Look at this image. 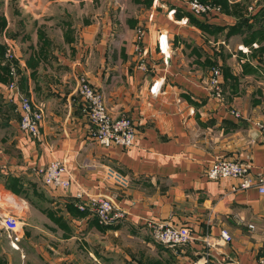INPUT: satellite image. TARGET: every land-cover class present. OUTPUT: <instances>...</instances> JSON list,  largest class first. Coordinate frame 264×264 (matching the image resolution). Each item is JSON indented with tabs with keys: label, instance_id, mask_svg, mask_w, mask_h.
Here are the masks:
<instances>
[{
	"label": "crops",
	"instance_id": "obj_1",
	"mask_svg": "<svg viewBox=\"0 0 264 264\" xmlns=\"http://www.w3.org/2000/svg\"><path fill=\"white\" fill-rule=\"evenodd\" d=\"M212 1L219 11L205 17L182 0H130L137 12L120 25L93 0H38L20 9L7 41L16 50L18 87L42 121L38 138L19 129L0 52V210L19 209L22 222L18 249L1 239L0 264H257L264 193L233 191L235 179L209 180L205 170L219 157L248 161L253 173L264 166V135L255 126L264 121V0ZM139 26L148 71L133 51ZM159 33L167 37L165 60ZM217 65L224 102L204 86ZM80 75L102 91L112 116L132 119L134 146L103 147L90 138ZM53 159L65 162L69 189L37 175ZM79 189L111 197L126 216L100 224L76 207ZM149 218L187 227L191 241L178 249L155 243Z\"/></svg>",
	"mask_w": 264,
	"mask_h": 264
},
{
	"label": "built area",
	"instance_id": "obj_2",
	"mask_svg": "<svg viewBox=\"0 0 264 264\" xmlns=\"http://www.w3.org/2000/svg\"><path fill=\"white\" fill-rule=\"evenodd\" d=\"M182 5L198 16H211L217 14L219 7L209 1L202 0H182ZM175 8L170 9L167 15L171 16ZM152 15H149V18ZM182 21V19H181ZM144 29V28H143ZM137 29V41L134 51L137 58V65L141 70L148 71V52L142 46L144 30ZM158 49L163 54V59L169 57L166 33H159L157 38ZM242 51L247 48L239 46ZM13 44L8 43L4 54V65L8 69L9 84L7 90L16 96L15 105L19 112V129L31 137H39V124L42 121V111L31 99L18 88V68L16 66V53ZM204 86L208 89L209 95L219 102H224L223 78L220 66L210 69ZM157 86H152L150 92L156 94ZM77 93L83 103V111L89 123L90 138L103 147L119 146L130 148L135 145L137 130L132 119L127 115L112 116L106 107L104 96L100 89L96 88L85 75H80L77 80ZM261 99L264 101V87ZM239 116L237 111H231ZM256 128L264 135V121H256ZM37 175L45 185L53 189H69L72 185L66 164L61 159H53L46 165L36 168ZM110 177L116 181H122L121 176L111 170ZM205 175L209 180H219L232 178L236 184L231 186L233 191H242L249 188H256L259 193H264V166L258 172L251 171V164L248 161L233 160L229 158L213 159L205 170ZM76 207L92 213L97 221L109 226L122 220L127 212L117 206L115 201L105 195L89 194L84 190H77L74 193ZM145 225L148 227L151 238L154 242L173 249H178L188 244L192 235L187 227L173 224L169 221L146 219ZM253 228L252 224L247 225ZM21 220L14 214L5 210H0V231L9 240L11 247L18 249L20 240ZM221 239L230 241L231 237L227 230L220 231ZM257 264H264V248L259 251Z\"/></svg>",
	"mask_w": 264,
	"mask_h": 264
},
{
	"label": "rangeland",
	"instance_id": "obj_3",
	"mask_svg": "<svg viewBox=\"0 0 264 264\" xmlns=\"http://www.w3.org/2000/svg\"><path fill=\"white\" fill-rule=\"evenodd\" d=\"M41 1L43 3V0H41ZM202 1L213 2L212 0H202ZM37 4H38V0H0V52H2L3 64H4L5 49L7 48L8 43H10L7 40H10V39H8V38H11V35L9 36V34L13 33L14 29L17 26L16 21L21 16L20 15L21 14L20 9H22V8L28 9L29 6H36ZM101 6H102L101 10L103 12L108 13L109 18H111L110 21L111 22L113 21V23H115L117 25L122 24L124 22V20L129 15H131L132 13L137 12V10L134 9L130 0H93V7H95L97 10L100 11ZM6 25H7V27H6ZM139 27H142V26H139ZM3 34L5 36H3ZM157 38H158V36H157ZM136 41H137V36H135V40L133 42V51H134V45H135ZM134 53H135V51H134ZM15 63L17 66V61ZM17 68H18V66H17ZM7 74H8V69H7ZM8 79H9V75H8ZM8 84H9V80L7 82L6 89L8 88ZM19 91H20V89H19ZM16 198L18 200L17 202L21 201L20 196H16ZM16 213L19 216L21 215V211L19 209L16 210ZM13 214L16 215L15 213H13ZM4 238L5 237L2 235V232L0 231V245H2V246L4 245V242H3ZM1 239H3V240H1ZM5 240L7 241L8 245L11 247V245L9 244V240L7 238H5ZM13 263H14V260H13Z\"/></svg>",
	"mask_w": 264,
	"mask_h": 264
}]
</instances>
